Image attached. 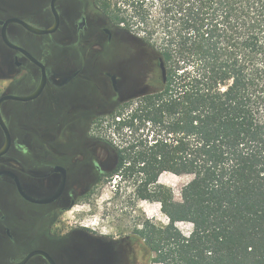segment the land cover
Returning <instances> with one entry per match:
<instances>
[{
    "label": "trees",
    "instance_id": "obj_1",
    "mask_svg": "<svg viewBox=\"0 0 264 264\" xmlns=\"http://www.w3.org/2000/svg\"><path fill=\"white\" fill-rule=\"evenodd\" d=\"M101 7L142 31L156 64L154 88L111 114L124 135L115 172L168 219L143 224L149 263L264 264V0ZM162 173L191 177L179 201L157 184Z\"/></svg>",
    "mask_w": 264,
    "mask_h": 264
},
{
    "label": "flooded vegetation",
    "instance_id": "obj_2",
    "mask_svg": "<svg viewBox=\"0 0 264 264\" xmlns=\"http://www.w3.org/2000/svg\"><path fill=\"white\" fill-rule=\"evenodd\" d=\"M101 1L57 0L59 22L50 34L10 23L7 40L37 64L4 42L3 23L18 19L47 29L55 20L52 0H0V98L28 97L44 78L35 99L0 105L10 135V147L0 156V172H6L0 175V264H150L143 224L104 234L82 211L95 206L117 164L113 147L95 136L94 118L87 137H75L83 116L115 113L117 98L142 97L154 88L156 69L137 49L143 45L150 58L147 46L128 35L125 24L113 23ZM133 43L135 59L115 66L109 58ZM6 115L30 122L11 124ZM4 142L0 126V148ZM110 151L112 160L104 161L101 152Z\"/></svg>",
    "mask_w": 264,
    "mask_h": 264
},
{
    "label": "rangeland",
    "instance_id": "obj_3",
    "mask_svg": "<svg viewBox=\"0 0 264 264\" xmlns=\"http://www.w3.org/2000/svg\"><path fill=\"white\" fill-rule=\"evenodd\" d=\"M130 0H110L112 5L122 10H127L129 12ZM128 35L131 34L138 42H143V33L137 27L131 28L125 25ZM130 35V36H131ZM34 42L41 41L39 37L32 38ZM23 42V39L19 40ZM134 42V40L132 39ZM134 44V43H133ZM140 54L145 56V59L150 68V59L147 58V53L145 48L137 46ZM136 57V46L123 47L120 52H116L109 59L114 62L115 66H118L122 61L134 60ZM149 61H148V60ZM135 98L120 99L117 98V104H120L119 108L115 112H125V104L130 102ZM123 105V107L121 106ZM111 108V107H110ZM98 115H87L83 116L81 122L82 125L77 130L75 137L86 138L88 131H90L89 122L90 120H95V136H97L102 141H105L109 146L116 147L122 142L124 135L117 134L114 131V124L111 119L112 113H102ZM39 115H37L38 117ZM8 123L30 122L28 117L18 116V115H6L5 116ZM20 118V119H19ZM118 120V119H117ZM43 120H41L42 122ZM124 133V132H123ZM126 139V138H125ZM112 151L108 152L107 155L101 152V158L104 161L110 162L112 160ZM134 157V156H132ZM190 176H175L170 173H162L157 184L163 185L172 191V195L175 201L180 200V193L182 188L190 181ZM137 184L133 182L132 179L123 177L119 172H115L111 178L110 183L103 184L101 186V191L97 197V203L95 206H86L82 211L91 214V220L94 224L91 226L100 227V231L104 234L120 232H129L130 230L137 228V225L141 227L146 221L157 225H165L168 223L166 216L160 210V204L158 202H151L147 199L138 196L136 191ZM77 211L68 214L69 220L72 216L76 214ZM178 229L185 235L191 231V225L189 223H178L176 225ZM139 232L142 233L141 229ZM161 264V263H156Z\"/></svg>",
    "mask_w": 264,
    "mask_h": 264
},
{
    "label": "water",
    "instance_id": "obj_4",
    "mask_svg": "<svg viewBox=\"0 0 264 264\" xmlns=\"http://www.w3.org/2000/svg\"><path fill=\"white\" fill-rule=\"evenodd\" d=\"M57 0H52V8H53V14H54V24L47 28V29H37V28H34V27H31L29 26L28 24H26L25 22L21 21V20H18V19H9V20H6L4 23H3V29H2V38L4 40V42L8 45V46H11L13 48H16L18 49L17 47L13 46L6 38V35H5V29L6 27L10 24V23H18V24H21L24 28H26L28 31L32 32V33H35L37 35H45V34H50V33H54L57 29V26H58V22H59V19H58V15L55 11V8H54V4ZM20 51H22L23 53H25L27 55L26 52H24L23 50L21 49H18ZM28 56V55H27ZM33 62L39 64L34 58H32L31 56H28ZM160 76H161V82L164 83L165 82V69L163 67L162 64H160ZM112 81H113V87H114V90H117L116 88V81H115V78L112 77ZM43 85H44V78L42 79V82L40 84V86L38 87V89L32 93L30 96L28 97H16V96H5V97H2L0 98V105L3 101L5 100H16V101H29V100H32V99H35L42 91V88H43ZM0 126L5 134V142L3 144V146L0 148V156L4 155L7 153L9 147H10V135H9V132L7 130V128L5 127V124L2 120V117L0 115ZM6 172H0V175L1 174H4ZM9 174V173H7ZM11 175V174H9Z\"/></svg>",
    "mask_w": 264,
    "mask_h": 264
},
{
    "label": "built area",
    "instance_id": "obj_5",
    "mask_svg": "<svg viewBox=\"0 0 264 264\" xmlns=\"http://www.w3.org/2000/svg\"><path fill=\"white\" fill-rule=\"evenodd\" d=\"M168 220V219H167Z\"/></svg>",
    "mask_w": 264,
    "mask_h": 264
}]
</instances>
